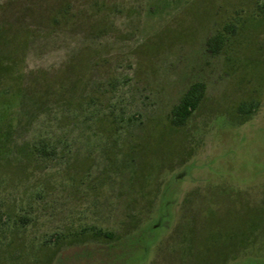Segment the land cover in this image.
<instances>
[{
	"label": "rangeland",
	"instance_id": "obj_1",
	"mask_svg": "<svg viewBox=\"0 0 264 264\" xmlns=\"http://www.w3.org/2000/svg\"><path fill=\"white\" fill-rule=\"evenodd\" d=\"M0 264H264V0H0Z\"/></svg>",
	"mask_w": 264,
	"mask_h": 264
},
{
	"label": "trees",
	"instance_id": "obj_2",
	"mask_svg": "<svg viewBox=\"0 0 264 264\" xmlns=\"http://www.w3.org/2000/svg\"><path fill=\"white\" fill-rule=\"evenodd\" d=\"M222 43V39L219 35L213 36L207 41V50L210 53H219L222 49ZM205 90V84L200 82L194 83L188 88L178 104L175 105L170 112L169 121L171 125L179 127L186 124L189 117L198 108L202 101L205 95ZM40 151L45 155L47 149L45 146H42Z\"/></svg>",
	"mask_w": 264,
	"mask_h": 264
}]
</instances>
